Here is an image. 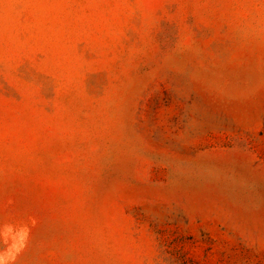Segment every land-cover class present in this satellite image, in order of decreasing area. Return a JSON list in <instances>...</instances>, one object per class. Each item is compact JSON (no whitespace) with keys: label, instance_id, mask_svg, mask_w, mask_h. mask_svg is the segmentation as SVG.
Returning <instances> with one entry per match:
<instances>
[{"label":"rangeland","instance_id":"obj_1","mask_svg":"<svg viewBox=\"0 0 264 264\" xmlns=\"http://www.w3.org/2000/svg\"><path fill=\"white\" fill-rule=\"evenodd\" d=\"M0 264H264V0H0Z\"/></svg>","mask_w":264,"mask_h":264}]
</instances>
